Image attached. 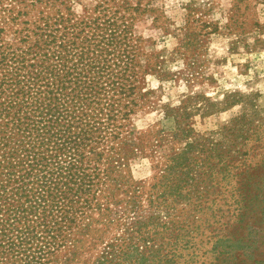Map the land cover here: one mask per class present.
<instances>
[{
	"label": "rangeland",
	"instance_id": "374dc122",
	"mask_svg": "<svg viewBox=\"0 0 264 264\" xmlns=\"http://www.w3.org/2000/svg\"><path fill=\"white\" fill-rule=\"evenodd\" d=\"M40 1L54 3L7 7L34 21ZM60 1L77 17L138 9L130 22L140 72L150 62L125 129L133 153L120 168L135 184L125 194L108 188L122 200L110 205L112 222L75 243L69 264H127L134 246L143 264L157 254L173 264H264V0Z\"/></svg>",
	"mask_w": 264,
	"mask_h": 264
},
{
	"label": "trees",
	"instance_id": "16d2710c",
	"mask_svg": "<svg viewBox=\"0 0 264 264\" xmlns=\"http://www.w3.org/2000/svg\"><path fill=\"white\" fill-rule=\"evenodd\" d=\"M27 1L0 0V264H69L75 243L112 222L110 205L122 200L105 193L135 184L120 168L133 153L125 129L150 62L140 72L130 22L139 10L127 3L77 17L60 0L40 1L47 7L23 22ZM13 3L23 8L16 16ZM138 251L123 260L148 263ZM159 256L150 264H173Z\"/></svg>",
	"mask_w": 264,
	"mask_h": 264
}]
</instances>
